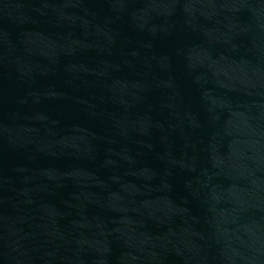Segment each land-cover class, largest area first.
<instances>
[{"label": "water", "instance_id": "1", "mask_svg": "<svg viewBox=\"0 0 264 264\" xmlns=\"http://www.w3.org/2000/svg\"><path fill=\"white\" fill-rule=\"evenodd\" d=\"M0 264H264V0H0Z\"/></svg>", "mask_w": 264, "mask_h": 264}]
</instances>
